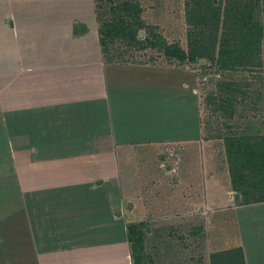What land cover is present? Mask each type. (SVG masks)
<instances>
[{"label": "crops", "instance_id": "obj_1", "mask_svg": "<svg viewBox=\"0 0 264 264\" xmlns=\"http://www.w3.org/2000/svg\"><path fill=\"white\" fill-rule=\"evenodd\" d=\"M97 15L96 0H0L1 31H64L76 36L71 41L77 45L75 60L55 52L32 75L24 70L28 57L22 51L11 56L14 40L8 41L1 66L7 111L17 107L23 120L13 114L0 122L6 128L5 137L0 132V190L14 193L16 176L22 210L18 215L2 208L7 213L0 215V264H76L64 263L62 255L64 248L74 249L79 235L75 199L80 196L87 208L100 190L106 191L108 210L116 207L125 223V239L130 223L185 222L199 224V230L203 224L200 261L211 264V254L242 248L246 264H264V201H249L253 192L234 186L225 144L233 133L209 135L199 69L110 61L95 33ZM15 65L22 69V86L16 87L23 95L30 94L28 79L40 81L41 120L30 121L34 106L19 101ZM69 67L79 72V87L56 91L48 101V85L59 84L61 70ZM54 105L67 121H47Z\"/></svg>", "mask_w": 264, "mask_h": 264}, {"label": "rangeland", "instance_id": "obj_2", "mask_svg": "<svg viewBox=\"0 0 264 264\" xmlns=\"http://www.w3.org/2000/svg\"><path fill=\"white\" fill-rule=\"evenodd\" d=\"M130 2L137 4L136 6L139 7L135 8L139 10H124L123 0H96L98 23L95 33L99 38L103 23L119 17L126 20V23L136 30L134 41L123 38L107 39L111 60L168 66L185 64L197 67L199 73L201 72V86L203 83V87H206L207 107L204 120L209 135L224 136L229 132L248 138H264V36L259 49L252 55L236 54L228 60L229 56L220 52L223 48L232 51L240 43V30H234L240 25L235 26L232 23L233 20L225 16L226 9L236 6L239 10H243L257 5L258 17L256 10L252 14V20L260 22L264 31V0H214V6H218L221 10L218 22L214 21L212 10L208 11L205 6L193 0H130ZM203 15L207 16V25L201 23L195 25L194 22ZM190 30H199L202 34L206 57L197 58L195 62L184 63L171 60L165 54V49L159 43L158 37H163L168 44L177 43L188 51L190 39L192 41L195 39V37L189 39ZM73 38L76 36L71 37L69 32L64 31H14L11 33L0 30V102L4 99L3 104L0 103L1 123H7V118L13 114L15 119H19L20 122L23 120L22 111H19L17 107H14L16 111H7V73L4 70L5 67L1 66H4L3 61L7 60L8 41L14 40V46L9 48V54L17 55L19 51H22L30 61L26 62L27 67L24 70L33 75L39 70L40 65H44L40 61L55 52L62 57L66 55V58L75 60L74 56L77 54L74 53V49L77 45L71 41ZM87 38L92 39L90 35ZM74 68L77 67L74 66ZM21 70L15 65L14 86L18 90L19 101H22L23 97L26 102L30 103V106H34L29 110L30 121L41 120L38 107L42 99V95L40 96L42 90L39 89L40 81L33 77L28 79L30 83L25 88L29 90L30 97L23 95L22 80L17 76ZM63 70L61 72L64 77L59 80V84L55 83L47 87L48 101H54L56 91L70 92V88L76 91L75 88L79 87L77 84L80 80H76L74 76V74L79 76V72L75 73L71 67ZM16 85L21 86L16 87ZM68 94L70 96V93ZM54 107L61 108L60 105L51 106V110H48L50 113L47 121L52 124L57 121H67V118L59 117V110L52 109ZM16 129L21 134L23 128L16 125ZM5 130V127H0V132H4V137ZM0 161L2 166H5V159ZM13 180L17 188L14 193L0 190V203H4L0 205V215L7 213L5 210L2 211V208L7 207L13 209L8 213L21 214L22 200L18 179L15 176ZM12 194L17 198H14V204H11L10 200L9 206L6 201ZM92 198L94 200L93 202L89 200L87 208L82 206L84 200L80 196L75 199L79 203L77 221L79 235L72 241L74 249H63L64 263L72 259L76 264H134L132 242L123 236L126 225L122 220L119 221L120 216H117L115 212L116 207L108 210L109 200L106 191L100 190ZM198 226L200 225L185 222L149 221L143 224L144 249L139 252L143 257V263L205 264L200 260L204 258L206 232L203 224L201 230Z\"/></svg>", "mask_w": 264, "mask_h": 264}, {"label": "trees", "instance_id": "obj_3", "mask_svg": "<svg viewBox=\"0 0 264 264\" xmlns=\"http://www.w3.org/2000/svg\"><path fill=\"white\" fill-rule=\"evenodd\" d=\"M195 3L205 6L208 11H213L212 16L215 22H218L221 10L218 6H214V0H193ZM202 1V2H201ZM205 2V3H204ZM130 0H123L122 7L124 10H139ZM257 10V5L239 10L236 6H230L226 9L225 16H229L233 20L235 26L240 27L234 30L239 31L240 43L232 51L221 49L222 54H227L228 60H231L236 54L252 55L255 53L263 39V28L261 23L252 20V14ZM136 12V11H135ZM201 23L207 25V16H199L194 22L195 25ZM241 23V24H240ZM100 44L104 55L112 61L107 39L123 38L130 41L136 39V30L126 23L122 17L111 21H106L99 31ZM188 37L195 39L189 41L188 51L181 48L177 43L168 44L163 37H158L159 43L164 47L165 54L171 59L180 63L195 62L197 58H204L205 47L203 48L202 34L199 30L189 31ZM253 137V136H251ZM258 140V142H257ZM262 143H261V142ZM261 145H260V144ZM227 154L229 156L230 170L233 178L234 186L238 188H246L253 192L249 201H264V138H248L244 135H231L225 137ZM143 224L130 223L127 226L128 240L132 242L134 251V264H144L143 257L139 254L143 249L142 241L144 240ZM211 264H246L244 252L242 248H234L230 250L220 251L211 254Z\"/></svg>", "mask_w": 264, "mask_h": 264}, {"label": "water", "instance_id": "obj_4", "mask_svg": "<svg viewBox=\"0 0 264 264\" xmlns=\"http://www.w3.org/2000/svg\"><path fill=\"white\" fill-rule=\"evenodd\" d=\"M258 13H259V12H258V10H257V11H256V16H257V17H258Z\"/></svg>", "mask_w": 264, "mask_h": 264}]
</instances>
